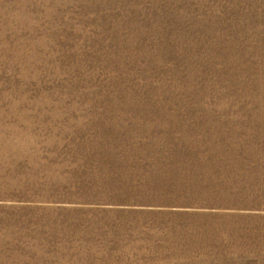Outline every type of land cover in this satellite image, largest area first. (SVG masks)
Listing matches in <instances>:
<instances>
[{
  "label": "rangeland",
  "instance_id": "374dc122",
  "mask_svg": "<svg viewBox=\"0 0 264 264\" xmlns=\"http://www.w3.org/2000/svg\"><path fill=\"white\" fill-rule=\"evenodd\" d=\"M0 264H264V0H0Z\"/></svg>",
  "mask_w": 264,
  "mask_h": 264
}]
</instances>
